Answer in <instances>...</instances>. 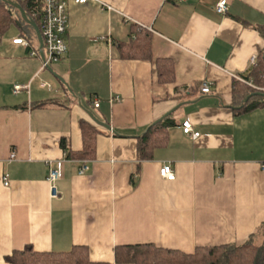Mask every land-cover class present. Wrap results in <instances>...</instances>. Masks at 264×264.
<instances>
[{"label":"crops","instance_id":"obj_1","mask_svg":"<svg viewBox=\"0 0 264 264\" xmlns=\"http://www.w3.org/2000/svg\"><path fill=\"white\" fill-rule=\"evenodd\" d=\"M25 1L0 0V264L26 245L85 246L100 264H115V245L264 246V106L238 115L230 107L233 84H243L234 76L251 78L264 61V0H225L224 14L218 0H67L66 52L43 68L33 29L7 3ZM16 37L28 46L11 44ZM136 41L150 61L126 56ZM159 58L171 61L172 82H157ZM13 84L28 90L13 94ZM179 103L165 145L138 161L132 137ZM185 120L197 137L182 133ZM81 123L96 133L78 175ZM59 159L51 198L46 164ZM162 164L172 180L159 176Z\"/></svg>","mask_w":264,"mask_h":264},{"label":"trees","instance_id":"obj_2","mask_svg":"<svg viewBox=\"0 0 264 264\" xmlns=\"http://www.w3.org/2000/svg\"><path fill=\"white\" fill-rule=\"evenodd\" d=\"M22 9L28 18L34 21L39 30L40 1L26 0ZM22 25L31 28L23 21ZM24 37L27 39L26 36ZM125 53L128 58L136 57L147 61L151 59L148 45L140 44L139 41L126 48ZM153 63L158 83L164 84L173 81V65L170 60L159 58L153 60ZM263 69L264 61L253 69L254 73L251 78L243 75L242 77L245 80L250 79L256 86H262L264 81L260 78V74ZM254 92L257 91L244 84H233L230 107L235 115L264 106V96L257 94L251 95L243 102L245 97ZM170 125H173V122L167 115L160 121L147 125L141 134L132 137L135 140V155L138 161L151 159L153 150L165 145L167 127ZM95 133L93 128L85 127L81 123L82 148L71 156L79 160L91 158ZM112 254L115 264H264V246H257L250 238L240 244L196 246L191 253L161 248L151 243L115 245L112 248ZM3 260L6 264H100L88 260V251L85 246H71L68 251L63 252L42 253L35 252L26 245L20 250L11 251L3 257Z\"/></svg>","mask_w":264,"mask_h":264},{"label":"built area","instance_id":"obj_3","mask_svg":"<svg viewBox=\"0 0 264 264\" xmlns=\"http://www.w3.org/2000/svg\"><path fill=\"white\" fill-rule=\"evenodd\" d=\"M41 9L39 16V33L42 42V51L43 59L41 60L40 66L46 67L49 63L56 62L63 58L66 52V44L64 41V35L67 28V0H39ZM86 0H73L74 3H83ZM182 1V0H180ZM104 8L109 9V7L103 5ZM227 8L225 0H218L214 6V11L218 14H224ZM149 29V28H148ZM11 44L20 45L27 47V41L22 37L12 38L10 40ZM36 52H30L29 55L33 56ZM251 65L254 64V56H251L249 59ZM234 78L240 83L245 84L246 86L256 90L264 92V87L256 86L252 84L249 80H244L239 76H234ZM260 78L264 81V69L260 74ZM40 87L49 89V85L45 82H39ZM210 84L206 81H201L198 86V91L201 94L209 93ZM28 90V84H13L11 92L16 94L20 91ZM119 98L114 96L111 101H118ZM94 106H97V103H94ZM181 131L183 134L195 138L198 136V132L192 131L190 124L187 120L183 121L180 124ZM14 153L10 152L8 159H13ZM62 159L56 160L55 166H51L47 162V174L45 180L49 188V196L54 198L58 195L56 182L62 176ZM87 170V165L84 160L80 161V165L77 168V174L82 175ZM159 176L166 179L172 180L174 174L170 167L167 164H162L158 170ZM3 185H7V181H3Z\"/></svg>","mask_w":264,"mask_h":264},{"label":"water","instance_id":"obj_4","mask_svg":"<svg viewBox=\"0 0 264 264\" xmlns=\"http://www.w3.org/2000/svg\"><path fill=\"white\" fill-rule=\"evenodd\" d=\"M7 3L10 4V5H12L15 9H17L18 12H19V14H20V18H21V20H22L24 23L28 24V25L33 29V31H34V33H35V36H36V39H37V43H38V55H39V58L42 60V59H43L42 42H41V37H40V33H39V30H38V27L36 26V24L34 23L33 20H31L30 18H28V16H27L26 13L24 12V10L21 8V6H19V4H17V3H12V2H7ZM262 58L264 59V50H263ZM47 70H48L49 72H51L50 68H47ZM51 73H52V72H51ZM52 74H53V76L56 77L59 81L62 82V79H61L59 76H57V75L54 74V73H52ZM253 94H257V95H262V96H264V93H261V92L257 91V92L251 93V94H249L247 97H245V98L243 99V102H245V101L248 99V97H250V96L253 95ZM179 105H181V103H179V104H177L176 106H174L172 109H170L169 111H167L166 113H164L162 116H160L159 118H157L156 120H154V121H153L151 124H149V125H152V124H154V123L160 121V120H161L162 118H164L165 116L170 115V114L173 112V110L176 109ZM88 115H89V116L91 117V119H92L93 121H95L97 124H99L100 126H103L104 128L110 130V128H109V126H108L107 124H104V123H101V122L97 121V120L91 115V113L88 112Z\"/></svg>","mask_w":264,"mask_h":264},{"label":"rangeland","instance_id":"obj_5","mask_svg":"<svg viewBox=\"0 0 264 264\" xmlns=\"http://www.w3.org/2000/svg\"><path fill=\"white\" fill-rule=\"evenodd\" d=\"M29 33L32 34V31L30 29H28ZM245 85V84H244ZM260 87H264V85L260 86Z\"/></svg>","mask_w":264,"mask_h":264}]
</instances>
